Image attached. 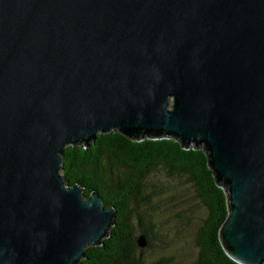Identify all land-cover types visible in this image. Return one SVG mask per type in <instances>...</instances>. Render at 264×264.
<instances>
[{
  "label": "water",
  "instance_id": "1",
  "mask_svg": "<svg viewBox=\"0 0 264 264\" xmlns=\"http://www.w3.org/2000/svg\"><path fill=\"white\" fill-rule=\"evenodd\" d=\"M112 129L201 148L224 251L264 264V0H0V264L103 244L116 209L59 170Z\"/></svg>",
  "mask_w": 264,
  "mask_h": 264
},
{
  "label": "trees",
  "instance_id": "2",
  "mask_svg": "<svg viewBox=\"0 0 264 264\" xmlns=\"http://www.w3.org/2000/svg\"><path fill=\"white\" fill-rule=\"evenodd\" d=\"M59 171L66 186L82 187L85 198L97 191L105 208L116 209L108 237L102 245L87 247L79 264H146L143 252L158 232L151 220L157 208L152 199L163 191L158 185L172 179L190 185L206 209L195 235L198 251L191 264H238L219 240V227L228 214L226 198L201 148H185L170 137L136 139L112 129L97 133L89 143L66 146ZM140 234L147 240L143 248L136 243Z\"/></svg>",
  "mask_w": 264,
  "mask_h": 264
},
{
  "label": "rangeland",
  "instance_id": "3",
  "mask_svg": "<svg viewBox=\"0 0 264 264\" xmlns=\"http://www.w3.org/2000/svg\"><path fill=\"white\" fill-rule=\"evenodd\" d=\"M162 192L152 199L157 208L152 213L157 233L152 246L143 252L146 264H191L197 255L195 235L206 217V209L193 188L180 179L158 185Z\"/></svg>",
  "mask_w": 264,
  "mask_h": 264
}]
</instances>
